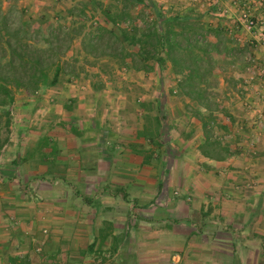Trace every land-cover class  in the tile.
<instances>
[{
    "label": "crops",
    "instance_id": "crops-1",
    "mask_svg": "<svg viewBox=\"0 0 264 264\" xmlns=\"http://www.w3.org/2000/svg\"><path fill=\"white\" fill-rule=\"evenodd\" d=\"M149 1L165 16L186 14L206 36L195 41L200 61L195 70L212 74L213 92L206 99L215 106L207 110L202 102L199 109L226 111L225 116L217 113L225 131L216 135L225 138L228 151L220 159L202 154L203 122L187 116L175 141L178 149L161 152L155 172L140 170L135 133L141 123L132 125L116 104L106 106L101 116L94 103L99 90L77 85L65 90L55 83L47 90L52 102L39 106L35 97L21 93L19 101L15 95L7 137L0 143V264H91L95 259L92 264H104L98 255L112 239L116 264H130V255L137 256V264L264 263V76L258 71L264 55L259 39L235 19L234 24L225 17L207 19L216 15L215 7H206L204 0ZM165 70L173 74L166 60L157 74ZM188 103L186 98L185 114ZM112 107L121 111L115 108L112 114ZM35 112L44 117L36 121ZM218 122L209 126L217 128ZM169 127L168 139L158 138L161 143L172 142ZM125 157L134 163H123ZM172 189L188 202L170 197ZM154 197L164 210L158 218L149 215ZM143 209L144 218L137 214ZM124 214L161 229L123 230ZM103 225L110 229L100 242Z\"/></svg>",
    "mask_w": 264,
    "mask_h": 264
},
{
    "label": "rangeland",
    "instance_id": "rangeland-1",
    "mask_svg": "<svg viewBox=\"0 0 264 264\" xmlns=\"http://www.w3.org/2000/svg\"><path fill=\"white\" fill-rule=\"evenodd\" d=\"M204 3L207 5L206 7H210L207 2ZM220 4L222 5H218H228L229 2ZM254 7L257 12L260 5L255 3ZM235 15L237 16V12L233 10L230 16L208 14L206 17L207 19L211 16L217 18L225 17L232 22V19H235L237 22ZM104 20L107 22L106 25ZM149 21L147 0L131 6H127L120 0H0V73L5 71V62L9 57L7 41L12 46L22 47L23 50L33 53L36 52L48 65L49 74L53 70V66L50 63L58 60L61 68L59 69V81L57 83L65 85V90L73 88L74 85L79 86V88L84 86L86 89H97L100 92L96 97L97 100L94 102L91 97L89 103L94 102L100 106L99 112L101 116L102 114L104 116L107 114L105 111L106 106L116 104V106H120L121 110H125L127 120H130L132 125L139 124L140 126L141 123L135 133L137 139L135 147L139 154L136 162L140 170L144 168L149 169V172H155V169H159L161 165L160 153L168 148H171V150L178 149V143L175 141H177L179 136L181 121L185 118L187 119V116L189 118L195 116L197 111H199V116L196 117H199L207 124L203 128V141L208 140L212 146L214 145L217 148H215L216 150L224 148L226 145V142H224L225 138H218L216 133L222 134L225 131L223 127H220L222 123L218 122V120L222 118V115H226V111L218 110L217 113L220 112L222 114L220 116H217L216 111H202L199 109L201 103L199 104L193 91L190 94L185 92L192 89L201 92L205 98L210 99V92H213L211 85L214 81L212 74H200L201 77L199 79L193 78L191 81L196 89L193 85H184L185 87L182 90L181 85H178L177 81L172 78L174 75L167 74V70H165L166 74H157L161 68L160 66L155 65L157 67L152 74L149 71L144 74L143 70L141 74H131L134 70L128 63H116L114 57L109 54V52L121 53L123 50V48H120V34L117 31L114 33L110 32V28L116 30L124 27L130 32H135L140 29H148ZM112 22L116 25H113ZM193 22L190 21L188 26L193 28ZM193 29L198 32L192 35L195 39H206V36L201 33V28L196 26ZM227 32L231 33L232 31L227 29ZM219 37L224 40L225 35L219 34ZM177 39L181 43L184 42L180 34L177 35ZM107 43H109L110 48L105 47ZM104 49L108 50V53H103L102 50ZM126 50L132 53L135 52L131 47H125L124 52H127ZM166 63L171 66L169 60H166ZM151 64L153 63L151 62ZM159 80H163V84L160 85ZM194 82H197L196 85ZM50 86L41 87L33 91L31 89L11 87L10 93L12 97L17 96L16 100L19 101V94L21 95V93L25 94L23 95L24 98H26V95L31 99L35 97L37 106H39L42 105V102H52L47 98L49 96L47 90L51 89ZM1 98L4 103L0 104V143L7 137L8 130L5 124L9 122V118L12 116L10 113L12 99L9 100V97L5 96ZM186 98L188 99V104H191L189 105L191 109L186 108L187 112L185 114L183 109H185L184 100ZM30 102L33 103V101ZM209 106L214 107L215 105L212 103ZM115 108L118 109L116 110L117 112L121 111L117 107H112L113 110L110 108L112 114L115 112ZM33 114L31 118L36 121L44 117L39 112ZM156 117L162 121L158 130V138L168 139L165 137L168 124L170 125L169 129H171L173 138L172 142L171 139L163 141L161 148L153 144L152 141H148L149 138H155L153 135ZM213 122H218V125H215L216 127L218 126L217 128L212 129L209 126ZM42 132L40 130L38 134H42ZM190 135L193 140L195 136L193 128ZM168 143L170 144L169 146ZM194 145L195 143L191 141L190 146L194 147ZM122 146L125 147V144L122 143ZM223 152L221 150V153ZM211 153L213 152L211 151ZM146 156H149L147 161L145 160ZM169 160L170 163L173 161L171 158ZM122 162L134 163V159L129 160V157H125ZM169 194L170 197L176 198L177 202L184 199V196L180 195L181 193L175 189H172ZM159 201L155 200V197L151 199L149 215L157 218L163 215L164 210L161 205H158ZM183 202L186 203L188 201L183 200ZM152 207H155L153 211ZM126 208L128 210V207ZM141 212L144 213L145 209L137 213L138 216L144 218ZM126 217L128 215L124 214L121 221L123 230H135L138 234H144L145 232L141 231L161 229L156 223H149V227H147L144 220L140 221L136 218L134 221L132 216L129 219H126ZM155 242L159 244V240ZM110 248H105L104 254L98 255V258L104 260V264H116L114 261L117 257H113ZM132 256H127L132 258L128 262L137 264V256ZM90 258H92V255ZM95 262L98 261L95 259L91 261V264Z\"/></svg>",
    "mask_w": 264,
    "mask_h": 264
},
{
    "label": "trees",
    "instance_id": "trees-1",
    "mask_svg": "<svg viewBox=\"0 0 264 264\" xmlns=\"http://www.w3.org/2000/svg\"><path fill=\"white\" fill-rule=\"evenodd\" d=\"M120 1L127 4V6L144 2V0ZM147 3L150 17L149 28L144 30L140 29L135 32H130L124 27L117 28L116 30L110 28V32L114 33L117 31L120 34V48H123V50L121 53L109 52V54L114 57L116 63H128L132 69L143 71H149L153 69L155 65L162 67L165 60H169L172 66L171 71L174 75L173 78L177 81L178 85H181L183 90L186 85H193V82L191 81L193 78L199 79L201 77V75L195 70V67L200 64L199 58L195 54V49H197L195 47L197 46L195 41L197 38L195 39V37L192 36L198 32L193 29L195 27L192 28L191 26H188L189 19L186 17V14H184L185 16H165V14L158 11L149 0H147ZM210 7L212 8V6ZM122 18L124 19V17ZM108 21L110 22V20ZM105 22L106 21L104 20V23ZM112 23L113 25H116L114 22ZM106 24L107 22L105 25ZM178 34H180V37L184 41V45H181L182 43L177 39ZM6 45L8 47L7 50L9 51V57L5 62V71L0 73V104L4 103V100L1 98L3 96L9 97V100L12 99L10 93L11 87L31 89L33 91L41 87L53 85L59 81V69L61 68V65L58 60L50 63L53 66V70L49 74L48 65L36 52L33 53L23 50L22 47L19 48L12 46L8 41L6 42ZM105 47L110 48L109 43L105 44ZM125 47H131L135 52L132 53L127 50V52H124ZM102 52L108 53V50L104 49ZM30 53L32 54L31 56ZM151 62L153 64H151ZM184 69H187V74H180ZM191 91H193V94L197 97L199 103L203 102L208 110L210 106L208 105L205 96L201 92L192 89L185 92L190 94ZM196 116H199V111L196 112L195 117ZM200 121L203 122L202 127L205 128V121L201 119ZM154 127L153 136H155V138L151 136L152 138H149L148 141H152L153 144L161 148L162 143L158 139V130L161 127V121L157 117L155 119ZM201 143L202 144L199 145L200 152L207 156L214 155L213 157H216L217 159H220V155H223L228 151L226 146L220 150H216L217 148L214 145L212 146L208 140H204ZM221 150L224 152L221 153ZM211 151L213 153H211ZM147 158L145 159L146 161ZM109 229L110 226L103 225V228L100 230V242H103ZM90 247H92V245H90ZM110 247L112 250L113 239Z\"/></svg>",
    "mask_w": 264,
    "mask_h": 264
},
{
    "label": "built area",
    "instance_id": "built-area-1",
    "mask_svg": "<svg viewBox=\"0 0 264 264\" xmlns=\"http://www.w3.org/2000/svg\"><path fill=\"white\" fill-rule=\"evenodd\" d=\"M210 6L215 7V14L230 16L233 10L237 12V23L250 33L258 37L264 55V0H230L228 5L215 6V0H204ZM256 1V2H255ZM255 3L260 5L256 12ZM259 75L264 76V65L260 66Z\"/></svg>",
    "mask_w": 264,
    "mask_h": 264
}]
</instances>
